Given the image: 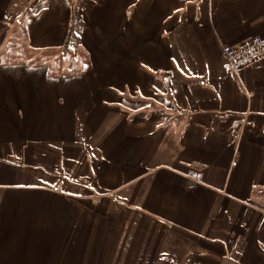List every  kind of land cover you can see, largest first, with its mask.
<instances>
[{
    "label": "crops",
    "instance_id": "1",
    "mask_svg": "<svg viewBox=\"0 0 264 264\" xmlns=\"http://www.w3.org/2000/svg\"><path fill=\"white\" fill-rule=\"evenodd\" d=\"M255 36L264 0H0V264H264Z\"/></svg>",
    "mask_w": 264,
    "mask_h": 264
},
{
    "label": "trees",
    "instance_id": "2",
    "mask_svg": "<svg viewBox=\"0 0 264 264\" xmlns=\"http://www.w3.org/2000/svg\"><path fill=\"white\" fill-rule=\"evenodd\" d=\"M30 14L31 13H29L28 15ZM27 37H28L27 29L25 27V23L22 22L19 26L13 29L11 36L9 37L5 47L2 50L1 56L3 62L13 63V62L30 61L35 64H39L42 62L44 54L43 53L38 54L34 52L28 44ZM45 56L48 57L49 55L45 53ZM82 59L75 62L77 63L75 65L77 71H79L82 68L81 64L85 60H87L86 58L85 60ZM75 67L69 68V66L67 65L63 70H65V72H71V71L74 72ZM53 68H56V65H54ZM63 70L61 69L60 71Z\"/></svg>",
    "mask_w": 264,
    "mask_h": 264
},
{
    "label": "built area",
    "instance_id": "3",
    "mask_svg": "<svg viewBox=\"0 0 264 264\" xmlns=\"http://www.w3.org/2000/svg\"><path fill=\"white\" fill-rule=\"evenodd\" d=\"M225 71L239 72L264 58V38L255 36L239 46L226 45L223 50Z\"/></svg>",
    "mask_w": 264,
    "mask_h": 264
}]
</instances>
